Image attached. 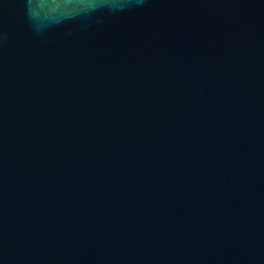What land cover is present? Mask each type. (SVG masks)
Instances as JSON below:
<instances>
[{
    "label": "water",
    "instance_id": "95a60500",
    "mask_svg": "<svg viewBox=\"0 0 264 264\" xmlns=\"http://www.w3.org/2000/svg\"><path fill=\"white\" fill-rule=\"evenodd\" d=\"M0 264H264V0H0Z\"/></svg>",
    "mask_w": 264,
    "mask_h": 264
}]
</instances>
